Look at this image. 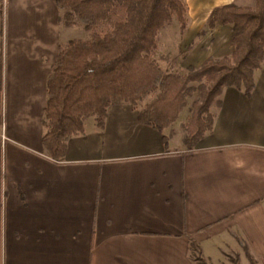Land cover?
<instances>
[{
	"label": "crops",
	"instance_id": "1",
	"mask_svg": "<svg viewBox=\"0 0 264 264\" xmlns=\"http://www.w3.org/2000/svg\"><path fill=\"white\" fill-rule=\"evenodd\" d=\"M226 4L242 6L199 0L196 26ZM60 16L51 0H0V264H194L190 241L206 264L225 251L245 260L243 247L263 258L264 59L248 97L221 91L211 132L190 151L121 103L101 128L85 118L53 161L41 136L46 78L69 30ZM213 30L215 46L189 51L185 66L230 54V27Z\"/></svg>",
	"mask_w": 264,
	"mask_h": 264
},
{
	"label": "trees",
	"instance_id": "2",
	"mask_svg": "<svg viewBox=\"0 0 264 264\" xmlns=\"http://www.w3.org/2000/svg\"><path fill=\"white\" fill-rule=\"evenodd\" d=\"M51 1L60 20L88 34L59 46L46 78L41 145L53 161L63 157L68 138L82 134L85 118L94 117L101 128L109 106L129 104L138 124L161 134L195 95L181 125L182 145L190 151L211 132L210 107L218 105L221 91L232 87L248 97L264 59V0H252L250 7H213L196 37L217 25L229 26L230 54L186 66L181 73L163 71L154 59L156 34L164 25L175 20L180 36L186 29L187 6L181 0ZM188 249L194 264H206L194 242ZM242 251L251 264L246 248Z\"/></svg>",
	"mask_w": 264,
	"mask_h": 264
},
{
	"label": "rangeland",
	"instance_id": "3",
	"mask_svg": "<svg viewBox=\"0 0 264 264\" xmlns=\"http://www.w3.org/2000/svg\"><path fill=\"white\" fill-rule=\"evenodd\" d=\"M187 6V15H186V29L183 34L180 36L178 33V26L175 20L172 21L162 27L156 34V50L154 52V59L157 62L158 66L163 71H170L181 73L183 69L186 67V58L189 51L198 48H209L214 47L215 43H213L212 39L215 35V30L206 32L203 37H196V33L200 30V26H196L194 22V15L196 11V6L199 0H181ZM237 2L242 6H252V0H237ZM209 8V6H208ZM73 21V19H72ZM61 24L66 25L64 21L60 20ZM67 26V25H66ZM69 30H65V33L61 35L60 41L61 46H64L67 43V39H77L83 40L88 37L87 32H85L81 26L70 25L68 26ZM207 37V38H205ZM67 38V39H66ZM229 44V43H228ZM229 47V46H228ZM195 95H193L190 99L187 100L186 106L179 114L177 120L171 124L169 130H165L166 133L172 135V139H174L177 143L183 137V131L181 129V125L183 124L189 110V105L191 101L195 99ZM148 100V99H147ZM146 99L143 102L147 101ZM241 252H243L241 250ZM240 253V252H239ZM189 255H193L192 253ZM251 259V264H264L263 258H254L249 256ZM216 264H249V262L242 259V255L236 254L232 251H225V254L221 256Z\"/></svg>",
	"mask_w": 264,
	"mask_h": 264
}]
</instances>
